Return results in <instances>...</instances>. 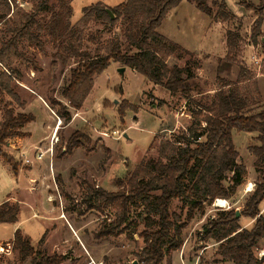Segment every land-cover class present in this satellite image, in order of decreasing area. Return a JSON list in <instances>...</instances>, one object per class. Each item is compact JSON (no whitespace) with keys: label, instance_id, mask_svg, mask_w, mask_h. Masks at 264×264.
<instances>
[{"label":"rangeland","instance_id":"rangeland-1","mask_svg":"<svg viewBox=\"0 0 264 264\" xmlns=\"http://www.w3.org/2000/svg\"><path fill=\"white\" fill-rule=\"evenodd\" d=\"M126 1L73 0L72 23L76 25L81 20L84 8L99 3L114 8ZM207 2L214 12L213 17L202 13L196 3L184 1L168 14L159 29L160 34L193 53L195 60L199 62V68L195 69L197 79L194 82V92L189 96L182 93L172 95L164 87L151 83L136 71L124 68L121 64H112L95 79V86L84 108L81 111L71 110L73 117L70 124L65 123L55 112L52 117L38 99L42 98L47 102L52 98L67 105L62 98V90L69 84L71 71L76 66L62 68L55 57L57 47L51 41H47L45 53L28 43L21 44L20 49L35 58L42 71L28 70L20 62L15 65L14 69L21 74V79L15 83L20 103L15 102L8 94L0 93V124L6 111L10 109L16 114H34L37 120L31 124L34 131L32 143L36 144L43 138L45 127L47 134L44 137H47V140L40 147L45 150L54 143V155L47 154L43 159L49 164V187L45 195L36 196L18 183V175L14 174L10 165L0 156V203L10 194L16 200L22 201L17 225L30 237L38 252L47 256L64 257L65 261L66 258H71L74 263L77 251L71 248L72 245L61 250L52 247L53 243L61 246V241L67 238L75 241L68 227L70 223L78 234L75 235L77 241H83L99 264H139L137 254L144 248L143 240L138 235H135L134 239H128L125 233L104 237L102 232L114 220L115 215L110 207L98 204L91 195L98 189L108 193L121 191L120 183L125 181L138 165L144 160L159 158L162 140L175 141L187 133L194 123L191 116L195 108L193 101L210 102L222 88L223 81H238V67H233L228 72L219 71L220 62L225 60L227 54L226 35L229 31H238L243 37L246 46L245 68L253 77L251 83L257 81L258 97L264 106V76L261 73L264 61V25L263 39H259V45L251 40L255 22L259 16L264 18L261 0ZM223 2H226V8L221 7ZM39 3L40 0L21 1L22 7L28 12L33 11ZM57 3L58 0L52 1V4ZM49 18V14H42L40 21L47 22ZM86 36L95 38V42L87 38L85 43V50L93 56L98 44L116 37L125 42L121 26L111 29L96 22L90 24ZM9 38L6 26L0 24V48ZM188 60L189 58L179 60L171 57L168 65L183 68ZM123 68L126 69L124 74L120 72ZM3 71L4 68L0 65V74ZM120 107H128L127 115L124 113L125 118L118 113ZM259 110L256 108L255 112ZM48 124L52 125L47 127ZM26 128L27 126L22 130L23 133ZM197 130L201 133L203 127L198 126ZM76 133L85 135L90 141L80 140L79 145H73L70 141ZM105 133L108 135L105 136ZM257 137V134L234 131V142L240 156L238 163L245 165L248 171L244 183L232 199L216 200L207 208L205 216L198 214L189 219L187 212L183 214V247L174 252L165 264H232L225 262L218 253V243L206 239L203 228L222 211L234 210L241 213L247 199L256 190L260 175L255 171L256 158L251 153V148L260 145ZM24 139L26 138L9 140L3 147L4 152L20 167L24 165V154L29 159L35 156L34 152L29 153L30 145ZM69 143L72 152L71 155H66L63 151L69 147ZM36 148L34 149L37 152ZM33 166L38 168L45 165L36 161ZM45 196L53 209L58 210L52 219L41 212ZM219 200H224L225 203L219 204ZM33 205L37 207L36 210H32ZM181 209V201H175L172 213L181 215ZM60 212L61 216L58 218ZM262 214L264 215V203L261 206ZM141 216L142 208L134 206L131 222L139 223L140 229L144 230ZM239 219L244 228L251 229L254 226L255 221L249 218L241 215ZM12 234L13 228H6L1 232L0 238L5 242L0 245V264H32L31 259L25 263L20 261L18 253L14 251L15 235ZM44 237L45 242L40 244ZM2 248L5 251H1ZM257 255L259 258L264 256V243ZM101 261L103 262L100 263Z\"/></svg>","mask_w":264,"mask_h":264},{"label":"trees","instance_id":"trees-1","mask_svg":"<svg viewBox=\"0 0 264 264\" xmlns=\"http://www.w3.org/2000/svg\"><path fill=\"white\" fill-rule=\"evenodd\" d=\"M22 0H0V24L6 26L10 38L1 44L0 93L8 94L15 102L20 98L15 91V83L21 79L20 72L14 69L21 63L28 70L41 72L38 61L23 52L22 43H28L45 53L47 41L55 43V57L62 68L71 71L69 84L62 90V98L67 105L49 98L47 103L56 115L70 124L71 110L81 111L95 86V79L112 64H121L142 75L151 83L162 86L172 95L178 93L189 96L195 91L199 62L194 54L159 33L168 14L184 1L194 2L197 8L209 17L214 16L207 0H127L110 8L103 3L84 8L83 17L74 25L72 18L73 0H40L34 10L28 12L22 7ZM264 7V0H261ZM226 2L221 7L226 8ZM108 11L114 15V19ZM42 14H49L47 22H41ZM224 16L229 17L225 13ZM259 16V14H258ZM96 22L107 28L121 26L125 42L112 38L98 44L93 56L85 50L90 24ZM264 18L259 16L252 29L251 40L259 45L263 37ZM263 39V38H262ZM227 54L220 62L219 71L228 72L233 67L240 69L236 83L223 81L222 88L210 102L193 101L195 108L191 114L194 123L186 134L175 141L162 140L159 158L144 160L128 178L121 182L122 190L108 193L96 190L91 196L103 207H110L114 220L104 228V237L119 236L125 233L128 239L138 235L144 248L137 254L139 264H165L166 260L183 247V214L189 219L196 215L205 216L207 208L218 199H232L244 183L247 168L239 164V152L234 142V131L257 134L260 145L252 147L255 156V171L260 182L254 193L247 199L243 217L255 221L251 229L244 228L237 218L236 211H222L203 228L206 239L219 244L218 253L225 262L232 264H264V256L259 258L257 251L264 243V106L259 99L257 81L245 68V43L240 32L229 31L226 35ZM189 58L186 66L170 67L168 60ZM264 76V61L261 65ZM256 108L260 110L255 112ZM128 107H120L119 115L124 118ZM126 113V115H124ZM35 121L31 114H16L6 111L0 124V156L10 165L14 174H19L20 165L4 152L9 140L26 138L22 130ZM124 123V120H123ZM203 127L201 133L197 127ZM90 140L76 133L70 143ZM69 147L63 152L71 155ZM231 175V177H229ZM175 201H181V215L172 213ZM134 206L142 208L139 223L131 222ZM21 207L19 203L7 201L0 205V224H17ZM45 242V237L40 244ZM1 245V242H0ZM14 251L22 263L31 259L32 264H63L64 257L47 256L38 252L31 240L24 237L21 230L14 236ZM134 264V263H128Z\"/></svg>","mask_w":264,"mask_h":264},{"label":"crops","instance_id":"crops-1","mask_svg":"<svg viewBox=\"0 0 264 264\" xmlns=\"http://www.w3.org/2000/svg\"><path fill=\"white\" fill-rule=\"evenodd\" d=\"M38 100L41 101V103L44 104L45 108L49 111L50 115L52 117H54L53 116L54 111L49 107L47 102L44 99H42V98H39ZM87 100H89V98ZM33 116L35 117V121H36L37 117L34 114H33ZM31 124L27 125V128L24 130V133L28 134V137H26V139H24V141H26L30 145V148L28 149L29 153L31 154V153L34 152V154H36V151H35L34 148L40 147V145L47 140V137H44V135L46 136L47 131H46L45 127H44L43 138L38 143L33 144L32 143V138H33V135H34V131H33L32 127H31ZM51 125L48 124L47 127H50ZM45 126H46V124H45ZM40 163L41 164L43 163V165H45V166L44 167L34 168V166H32V167H28L27 166L26 167L25 165H22L20 167V169H19V174L17 176L18 183L20 185L22 184L23 187L25 189H28V191L30 193H32L34 196L40 195V194H44L45 195L46 194V189L49 187V183L47 181V177L49 176V164L47 162H45V161L40 162ZM51 196L55 197L53 195H51ZM47 198L48 197L45 196V199H43V205H41L42 206L41 212H42L43 215H45L49 219H52L53 216H56L58 210H54L53 209L52 205L50 204L51 202ZM7 201H10L11 203H19L20 207L22 209V203H21L22 201L16 200L14 197H12V194H10L6 198L5 201H2L0 203V205H2L3 203H5ZM36 208L37 207H35L34 205L32 206V210H36ZM34 216H36V215H34ZM60 216H61V212L59 213V217L58 218H60ZM62 220H63V218H62ZM17 224H15V225H13V224H0V237H1L2 230L6 229V228H9V229L13 228V234L12 235H15L17 230H21V229H19ZM68 227L71 230V232L73 233V237H74L75 241L70 239V238H67V239L61 241V246L57 245L56 243L52 244V247H54V248L57 247V249L60 248V250H61V248H66V247H69L71 245H72L71 248L76 249V251H77L76 252L77 253L76 254V258H75L76 261L73 263L71 258H66V261L64 262V264H92V262H94V264H99L97 259H95V258H93L91 256V253L88 251L87 246L83 243V241H80V240L77 241L76 236H78V234H77L75 228L70 223H68ZM21 232H22L24 237H27V238L30 239V237L25 232H23L22 230H21ZM0 242L3 243V242H5V240H1V238H0ZM48 247H49V245H48ZM102 262L103 261H101L100 263H102Z\"/></svg>","mask_w":264,"mask_h":264},{"label":"built area","instance_id":"built-area-1","mask_svg":"<svg viewBox=\"0 0 264 264\" xmlns=\"http://www.w3.org/2000/svg\"><path fill=\"white\" fill-rule=\"evenodd\" d=\"M256 61L257 60L255 58V62ZM104 135L107 136L108 134L105 133ZM36 150L37 152L33 159H29L25 157V154L23 155V163L25 166H33L36 161L42 162L47 154H50L51 156L54 155V143L51 144V146L45 150L42 149L41 147H37ZM1 251H5V250L2 248ZM7 251L9 252L10 250H7ZM92 264H94V262H92Z\"/></svg>","mask_w":264,"mask_h":264},{"label":"water","instance_id":"water-1","mask_svg":"<svg viewBox=\"0 0 264 264\" xmlns=\"http://www.w3.org/2000/svg\"><path fill=\"white\" fill-rule=\"evenodd\" d=\"M108 12L111 15V18L114 19V15L112 14V12L111 11H108ZM125 71H126V69H124V68L120 70V72L123 74L125 73ZM240 216H241V213L237 212V218L238 219L240 218ZM135 264H137V263H135Z\"/></svg>","mask_w":264,"mask_h":264},{"label":"bare ground","instance_id":"bare-ground-1","mask_svg":"<svg viewBox=\"0 0 264 264\" xmlns=\"http://www.w3.org/2000/svg\"><path fill=\"white\" fill-rule=\"evenodd\" d=\"M59 129H60V127H59ZM59 129H57V130H59ZM218 202H219V204H224L225 203L224 200H219Z\"/></svg>","mask_w":264,"mask_h":264}]
</instances>
